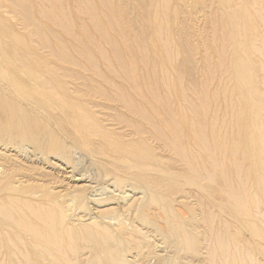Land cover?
<instances>
[{"label": "rangeland", "instance_id": "374dc122", "mask_svg": "<svg viewBox=\"0 0 264 264\" xmlns=\"http://www.w3.org/2000/svg\"><path fill=\"white\" fill-rule=\"evenodd\" d=\"M0 73V264H264V0H0Z\"/></svg>", "mask_w": 264, "mask_h": 264}, {"label": "bare ground", "instance_id": "6f19581e", "mask_svg": "<svg viewBox=\"0 0 264 264\" xmlns=\"http://www.w3.org/2000/svg\"><path fill=\"white\" fill-rule=\"evenodd\" d=\"M248 19L250 20V18H248ZM234 20H235V19H234ZM234 20L231 19V22H233ZM236 21H237V20H236ZM251 21H252V20H251ZM248 22H249V21H248ZM251 24H252V23H251ZM234 25H235V24H234ZM237 26H238V25H237ZM235 27H236V26H235ZM237 32H238V31H237ZM235 33H236V32H235ZM238 33H239V32H238ZM238 33H236V34H238ZM242 34H243V32H242ZM234 37H235V35H234ZM237 37L239 38V36H237ZM235 38H236V37H235ZM241 38H243V37H241ZM240 40H241V39H240ZM240 40H239V41H240ZM238 44H242L241 46H243L244 43L242 42V43H238ZM20 52H21V51H20ZM20 61H21V60H20ZM9 62H11V61H9ZM12 64H13V63H12ZM242 67H243V66H242ZM244 68H245V67H244ZM241 70H242V69H241ZM248 72H250V71H248ZM244 73H245V72H244ZM0 74H1V73H0ZM241 74H242V73H241ZM0 76H1V75H0ZM247 76H248V75H247ZM239 77H240V74H239ZM239 77H238V78H239ZM241 77H242V76H241ZM249 77H250V76H249ZM247 79H248V78H247ZM249 79H250V78H249ZM248 81H249V80H248ZM251 81H252V80H251ZM130 107H131V106H130ZM182 118H183V117H182ZM184 118H185V116H184ZM184 118H183V119H184ZM183 119H182V120H183ZM223 120H224V119H223ZM185 124H186V123H185ZM188 124H189V123H188ZM221 124H222V123H221ZM186 125H187V124H186ZM186 125H184V126L186 127ZM172 126H173V125H172ZM240 130H241V129H240ZM250 131H251V130H250ZM203 134H204V133H203ZM201 135H202V134H201ZM224 136H225V135H224ZM200 137H201V136H200ZM203 137H204V136H203ZM198 138H199V137H198ZM205 138H206V137H205ZM214 139H215V138H214ZM197 140H198V139H197ZM200 140H201V139H200ZM198 141H199V140H198ZM249 141L251 142V139H250ZM200 142H201V141H200ZM207 142H208V141H207ZM252 142H253V138H252ZM197 143H198V142H197ZM202 143H203V142H202ZM202 143H200V144L202 145ZM204 144H205V142H204ZM174 145H175V144H174ZM239 145H240V144H239ZM251 145H252V144H251ZM261 145H262V144H261ZM207 146H208V145H207ZM234 146H235V145H234ZM202 147H203V145H202ZM209 147H210V145H209ZM215 148H216V147H215ZM206 149H207V148H206ZM253 149H254V148H253ZM255 149H256V148H255ZM225 150H226V149H225ZM213 151H214V149H213ZM252 151H253V150H251V152H252ZM205 152H206V150H205ZM207 152H208V150H207ZM252 153H253V152H252ZM212 154H213V152L211 153V155H212ZM214 155H215V152H214ZM214 155H213V156H214ZM247 156L249 157V155H247ZM251 156H252V154H251ZM209 157H210V156H209ZM211 157H212V156H211ZM211 157H210V158H211ZM212 158L215 159L214 157H212ZM212 158H211V160H213ZM215 162H216V161H215ZM213 165H214V164H213ZM213 167H214V166H213ZM203 169H205V168H203ZM214 171H215V170H214ZM214 171H213V172H214ZM208 179H209V178H208ZM79 180H80V179H77V181H79ZM77 181H76V182H77ZM80 182H81V181H80ZM76 186H77V185H76ZM77 188H79V187H77ZM79 189H81V187H80ZM83 189H85V188H83ZM239 194H240V193H239ZM232 195H233V194H232ZM74 197H75V196H74ZM233 199H234V198H233ZM240 199H241V197H240ZM72 200H73V199H72ZM72 200H71V201H72ZM236 200H237V199H236ZM69 201H70V200H69ZM69 201H68V202H69ZM242 201H243V200H242ZM73 202H74V201H73ZM240 202H241V201H240ZM242 208H243V207H242ZM82 219H83V218H82Z\"/></svg>", "mask_w": 264, "mask_h": 264}]
</instances>
